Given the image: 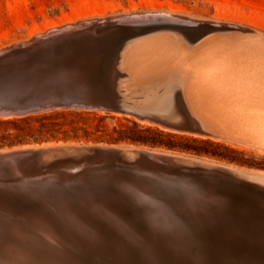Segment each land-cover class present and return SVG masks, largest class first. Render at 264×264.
I'll return each instance as SVG.
<instances>
[{
  "label": "bare ground",
  "instance_id": "obj_1",
  "mask_svg": "<svg viewBox=\"0 0 264 264\" xmlns=\"http://www.w3.org/2000/svg\"><path fill=\"white\" fill-rule=\"evenodd\" d=\"M154 10L117 17L137 26L161 19ZM137 42L189 69L201 96L241 129L227 140L264 152V34L208 35L191 47L166 33ZM62 144L0 149V264H264V172L135 145Z\"/></svg>",
  "mask_w": 264,
  "mask_h": 264
},
{
  "label": "water",
  "instance_id": "obj_2",
  "mask_svg": "<svg viewBox=\"0 0 264 264\" xmlns=\"http://www.w3.org/2000/svg\"><path fill=\"white\" fill-rule=\"evenodd\" d=\"M144 32L151 31L141 24L123 22L117 15L107 16L1 48L0 117L60 109L101 111L131 116L174 132L216 138H225L229 132L242 136L239 126L232 125L201 96L198 81L186 74L189 69L163 58L162 46L136 43L151 35H142ZM156 74H161L158 82L140 83ZM37 147L44 148L43 144ZM108 162L132 166L115 159ZM4 166L11 169L6 163Z\"/></svg>",
  "mask_w": 264,
  "mask_h": 264
},
{
  "label": "rangeland",
  "instance_id": "obj_3",
  "mask_svg": "<svg viewBox=\"0 0 264 264\" xmlns=\"http://www.w3.org/2000/svg\"><path fill=\"white\" fill-rule=\"evenodd\" d=\"M152 9H156L154 10L156 12H160V9H166L167 11L170 10L169 12L174 11L176 14L180 16H187L192 20L196 18V21L193 20L190 22V20H188L184 21V23L180 21H172L170 19H165L162 14L158 12V14H156L161 17V19H158L156 21H150V19H146L140 24L145 28H148L149 26H158L161 24H168L172 26L163 30L159 29L156 31L144 32L142 35L152 33L171 34L181 44L190 47L194 46L198 41L204 39L208 35H214L215 37H231L232 35L255 34L257 32L264 34V0H0V48L20 40H26L35 32L44 31L45 29L50 28L52 26L77 20L78 18L89 16H92L90 18H99L117 14L122 15L130 12H142L143 15L140 13L142 16L149 17L150 13L153 12ZM201 19L203 20V22ZM204 21H206L207 23ZM160 75L161 74L150 76L144 80H140V83H156L160 80L158 79ZM91 112H95L97 114H104V112ZM55 113L56 112H49V114L51 115V119L65 122L66 127L70 126L69 124L71 120L78 121L79 124H83L84 122H86L94 125L97 122L94 119H87L84 121L79 116L70 114L63 116L62 114H60L61 112H58V114ZM115 115L120 116L121 114ZM131 118L135 119L134 117ZM137 121L143 124H151L139 120ZM119 122L125 123L124 120L119 121L107 116L106 118L100 121V124L102 128L111 129L112 126L118 124ZM10 127L13 128L12 125ZM177 133L189 136L209 138L212 141L222 143L238 150H242L243 152H245V154L240 157H242L244 160H250L253 162L264 164V152H257L258 150L254 151L253 149L246 148L238 142L227 140L226 138L222 137L216 138L209 136H199L183 132ZM67 136L68 135L66 134L59 133L56 135V137H50L47 140L43 139L38 142L30 140L28 142L17 143L15 145L4 146L0 148L12 149L22 146H36L39 144L52 143H78L85 145H94L102 143L120 146L135 145L153 150H163L178 153L181 155H188L197 160L199 159V161L200 159H206L205 161L211 163L232 167L234 166L238 170H242V172L245 173H252L254 171V173H260V171L261 173L264 172L263 168L248 166L247 164L241 165L223 158L214 157L212 155H198L187 151L170 150L166 147H151L148 145L135 144L126 141L113 143L105 139L103 140L97 138L95 134L84 136L79 133L78 138H70ZM103 138H106V136H104ZM175 141L178 143H185L183 140ZM215 150L235 155L234 153L227 152L223 148H216ZM246 227H250L249 224L248 226L246 225ZM235 236L237 239L240 240V243L244 242L245 238H248L247 235H245L246 237L244 238V234L242 232L238 233V235L236 234ZM247 242L248 241H245L244 243ZM250 243L251 242H249L248 244L250 245ZM231 248V250L234 251L236 249V245L232 246ZM214 258L215 257H212V259ZM106 261H108L110 264H117L114 260ZM213 263L216 264V258Z\"/></svg>",
  "mask_w": 264,
  "mask_h": 264
},
{
  "label": "trees",
  "instance_id": "obj_4",
  "mask_svg": "<svg viewBox=\"0 0 264 264\" xmlns=\"http://www.w3.org/2000/svg\"><path fill=\"white\" fill-rule=\"evenodd\" d=\"M49 112H56L55 114L61 112L60 114L63 116L70 114L79 116L84 121L87 119H94L97 122L92 125L86 122L79 124L78 121L71 120L70 126L66 127L65 122L51 119ZM49 112L19 117H0V147L11 146L30 140L36 142L43 139L47 140L50 137H56L59 133L66 134L68 135L67 137L70 138H78L79 133L84 136L95 134L97 138L105 139L113 143L126 141L151 147H166L170 150L187 151L198 155H212L241 165L247 164L248 166L264 169V164L244 160L240 157L245 154L242 150L212 141L209 138L183 135L160 128L157 125L143 124L125 115L116 116L110 113L97 114L91 111L72 109H60ZM107 116L119 121L124 120L125 123L119 122L112 126L111 129L102 128L100 121ZM11 125L13 128L10 127ZM104 136H106V138H103ZM175 140H183L185 143H178ZM216 148H223L227 152L234 153L235 155L219 152L215 150Z\"/></svg>",
  "mask_w": 264,
  "mask_h": 264
}]
</instances>
